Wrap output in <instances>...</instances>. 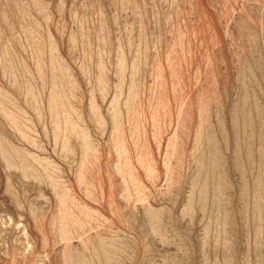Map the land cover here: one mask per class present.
<instances>
[{"label":"rangeland","instance_id":"1","mask_svg":"<svg viewBox=\"0 0 264 264\" xmlns=\"http://www.w3.org/2000/svg\"><path fill=\"white\" fill-rule=\"evenodd\" d=\"M0 264H264V0H0Z\"/></svg>","mask_w":264,"mask_h":264}]
</instances>
